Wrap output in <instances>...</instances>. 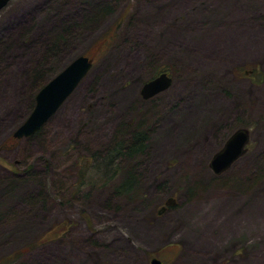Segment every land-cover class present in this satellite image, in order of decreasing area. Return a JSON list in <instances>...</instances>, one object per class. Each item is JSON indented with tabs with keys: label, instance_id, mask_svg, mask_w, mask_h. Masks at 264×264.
<instances>
[{
	"label": "rangeland",
	"instance_id": "1",
	"mask_svg": "<svg viewBox=\"0 0 264 264\" xmlns=\"http://www.w3.org/2000/svg\"><path fill=\"white\" fill-rule=\"evenodd\" d=\"M65 21L48 69L80 54L94 66L39 135L15 143L42 80L33 85L32 67ZM163 70L171 86L143 98V83ZM139 121L151 140L136 188H74V156ZM240 127L250 130L246 152L216 173L213 155ZM60 162L71 167L63 193L46 189L62 182ZM61 223L64 233L22 261L264 264V0H9L0 10V258Z\"/></svg>",
	"mask_w": 264,
	"mask_h": 264
},
{
	"label": "trees",
	"instance_id": "2",
	"mask_svg": "<svg viewBox=\"0 0 264 264\" xmlns=\"http://www.w3.org/2000/svg\"><path fill=\"white\" fill-rule=\"evenodd\" d=\"M108 8L107 5L99 6L95 16H97V18L102 16ZM71 24V21H65L59 28L51 32L49 39L44 40L42 43V57L38 59L30 73L31 79H33L32 82L34 83L33 85L37 84L38 80L42 78L31 95V102L29 104L30 112L35 106V97L39 89L62 69L60 68L55 72L51 71V69H48V63L49 59L52 60V58L55 57V52L59 49L61 44L65 42L66 33L69 32ZM48 72L49 74L46 76ZM44 126L28 138L32 139L39 135ZM122 126L124 127L121 131L122 133L117 131L108 146L100 150L102 152L94 150L74 156L71 165V167L73 166V170L70 172L74 174L72 186L78 191L85 188H100L114 185L115 193L123 195L136 188L138 176L134 173L136 171L135 167L138 164L139 157L145 154L149 149L151 131L148 125L141 121L132 125L128 124L127 126L122 124ZM15 141V143H17L20 139H16ZM52 158L53 157L49 155V159H45L48 167H51L50 164L53 162ZM60 164L59 166H61V169L56 175L58 178L60 177V179H62V182L59 180L56 184L54 180L53 185L51 182H46V189L49 191L54 192L57 187L61 193H63L67 189L65 183L69 175L68 171L71 167L65 165V163L63 164L60 162ZM31 167H33L32 164L29 168ZM62 171H64V173H62ZM27 174L34 178L40 177L39 173L35 170L33 171L32 168L30 170L28 169ZM36 194L35 199L37 200L41 198L45 199L46 197L43 191H39ZM65 230L66 226L62 223L51 228L45 234L38 237V239L28 243L25 247L0 258V264H26L22 261L26 252L41 246L48 238L59 237Z\"/></svg>",
	"mask_w": 264,
	"mask_h": 264
},
{
	"label": "water",
	"instance_id": "3",
	"mask_svg": "<svg viewBox=\"0 0 264 264\" xmlns=\"http://www.w3.org/2000/svg\"><path fill=\"white\" fill-rule=\"evenodd\" d=\"M8 2L9 0H0V10ZM93 64L90 56L81 54L47 81L36 94L33 110L27 119L14 130L13 136L16 138L28 137L41 129L74 92L89 73ZM172 82L173 77L164 70L144 83L141 94L145 99L151 98L169 88ZM249 140L250 131L248 128H239L234 131L224 146L212 157L211 167L213 170L216 173L227 170L245 153ZM151 264H164V262L158 257H153Z\"/></svg>",
	"mask_w": 264,
	"mask_h": 264
},
{
	"label": "bare ground",
	"instance_id": "4",
	"mask_svg": "<svg viewBox=\"0 0 264 264\" xmlns=\"http://www.w3.org/2000/svg\"><path fill=\"white\" fill-rule=\"evenodd\" d=\"M60 178V177H59Z\"/></svg>",
	"mask_w": 264,
	"mask_h": 264
}]
</instances>
